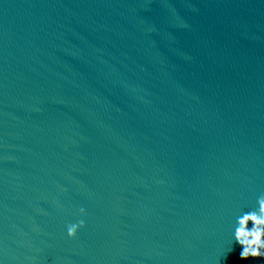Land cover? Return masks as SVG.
I'll return each instance as SVG.
<instances>
[{
	"label": "water",
	"instance_id": "1",
	"mask_svg": "<svg viewBox=\"0 0 264 264\" xmlns=\"http://www.w3.org/2000/svg\"><path fill=\"white\" fill-rule=\"evenodd\" d=\"M262 194L264 0H0V264H264Z\"/></svg>",
	"mask_w": 264,
	"mask_h": 264
},
{
	"label": "clouds",
	"instance_id": "2",
	"mask_svg": "<svg viewBox=\"0 0 264 264\" xmlns=\"http://www.w3.org/2000/svg\"><path fill=\"white\" fill-rule=\"evenodd\" d=\"M260 208L259 213L252 212L244 214L239 219V226L235 229V240L242 246L240 256L242 259L249 257H264V194L258 197ZM81 214H86V209H80ZM249 222H253L255 227L248 228ZM85 221L79 220L70 224L67 228L68 235L76 238L80 228L85 227Z\"/></svg>",
	"mask_w": 264,
	"mask_h": 264
}]
</instances>
